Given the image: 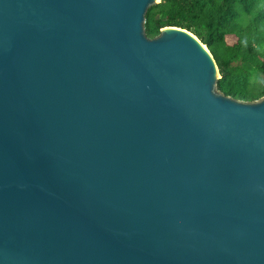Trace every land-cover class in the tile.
<instances>
[{
	"label": "water",
	"instance_id": "95a60500",
	"mask_svg": "<svg viewBox=\"0 0 264 264\" xmlns=\"http://www.w3.org/2000/svg\"><path fill=\"white\" fill-rule=\"evenodd\" d=\"M159 3L0 0V264H264V97Z\"/></svg>",
	"mask_w": 264,
	"mask_h": 264
},
{
	"label": "trees",
	"instance_id": "16d2710c",
	"mask_svg": "<svg viewBox=\"0 0 264 264\" xmlns=\"http://www.w3.org/2000/svg\"><path fill=\"white\" fill-rule=\"evenodd\" d=\"M165 27L186 29L208 47L219 92L245 102L264 97V0H161L147 12L146 34L154 39Z\"/></svg>",
	"mask_w": 264,
	"mask_h": 264
},
{
	"label": "rangeland",
	"instance_id": "374dc122",
	"mask_svg": "<svg viewBox=\"0 0 264 264\" xmlns=\"http://www.w3.org/2000/svg\"><path fill=\"white\" fill-rule=\"evenodd\" d=\"M229 43L232 44L234 43L235 39L231 40L230 38L228 39Z\"/></svg>",
	"mask_w": 264,
	"mask_h": 264
}]
</instances>
